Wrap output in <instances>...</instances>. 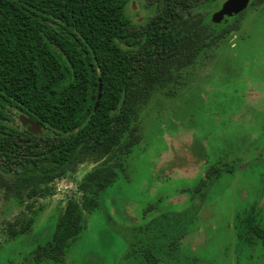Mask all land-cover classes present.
<instances>
[{
  "label": "trees",
  "instance_id": "16d2710c",
  "mask_svg": "<svg viewBox=\"0 0 264 264\" xmlns=\"http://www.w3.org/2000/svg\"><path fill=\"white\" fill-rule=\"evenodd\" d=\"M186 1L187 25L172 0L154 3L142 24L127 15L128 0H0V195L30 213L5 224L9 239L33 231L34 204L52 196L55 181L97 165L79 184L81 200L67 203L52 240L35 251L37 263L65 264L87 215L102 207L141 143L143 111L184 86V71L239 31L245 12L213 31L202 20L217 0ZM17 116L47 133L16 125ZM254 223L251 214L246 236L252 231L264 250V229Z\"/></svg>",
  "mask_w": 264,
  "mask_h": 264
},
{
  "label": "rangeland",
  "instance_id": "374dc122",
  "mask_svg": "<svg viewBox=\"0 0 264 264\" xmlns=\"http://www.w3.org/2000/svg\"><path fill=\"white\" fill-rule=\"evenodd\" d=\"M128 1L129 17L144 15L142 1ZM239 23L184 71V86L143 111L141 143L102 207L87 215L65 264H264L262 244L252 231L246 236L251 214L264 229V4ZM96 166L55 181L52 196L34 204L33 231L16 240L5 224L30 213L0 195V264H55L37 263L34 253L52 240L67 203L81 200L79 184Z\"/></svg>",
  "mask_w": 264,
  "mask_h": 264
},
{
  "label": "water",
  "instance_id": "95a60500",
  "mask_svg": "<svg viewBox=\"0 0 264 264\" xmlns=\"http://www.w3.org/2000/svg\"><path fill=\"white\" fill-rule=\"evenodd\" d=\"M250 1L251 0H227L223 4L221 10H219L213 15V19H212L213 22L216 24H228L230 19L238 16L240 13L244 12L248 8ZM101 92H102V84L100 85V93H99L98 102L96 103L95 106V110H94L95 112L98 110L99 107V102L102 97ZM22 123L26 128H29V130L33 134L44 135L47 133V128L43 127L42 125L31 119H23Z\"/></svg>",
  "mask_w": 264,
  "mask_h": 264
},
{
  "label": "flooded vegetation",
  "instance_id": "af4514ba",
  "mask_svg": "<svg viewBox=\"0 0 264 264\" xmlns=\"http://www.w3.org/2000/svg\"><path fill=\"white\" fill-rule=\"evenodd\" d=\"M143 2V10L141 11L142 14L144 15H138L137 17H134V21L139 23V24H142L145 22L146 19L152 17L151 15L153 14L154 10L157 9V7H155L154 3H158L160 4V2H162V0H140ZM175 2V6L177 8V12H182L184 18L182 19V23L184 25H187V22H188V11H187V1L186 0H182L181 3L178 2V0H172ZM259 3V0H251L250 1V4L248 6L251 7V6H258ZM222 8V7H221ZM221 8L217 9V10H213L211 8H208L205 12H204V16L205 18H203L202 22L207 25V28L208 30H215V26H214V22H213V15L218 12L219 10H221ZM248 8L244 11L246 12L248 10ZM137 12H139V9L138 10H135V14H137ZM150 13V15L147 17L146 14ZM213 23V25L211 24ZM26 128V127H25ZM29 129V128H27Z\"/></svg>",
  "mask_w": 264,
  "mask_h": 264
}]
</instances>
